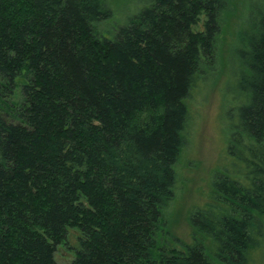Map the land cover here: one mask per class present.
Wrapping results in <instances>:
<instances>
[{
  "label": "trees",
  "instance_id": "1",
  "mask_svg": "<svg viewBox=\"0 0 264 264\" xmlns=\"http://www.w3.org/2000/svg\"><path fill=\"white\" fill-rule=\"evenodd\" d=\"M244 1L150 0L103 37V0H0V264H58L69 228L71 264H252L264 247V0L248 9L252 34L235 33L245 103L228 155L242 168L216 173L190 241L163 217L187 98Z\"/></svg>",
  "mask_w": 264,
  "mask_h": 264
},
{
  "label": "rangeland",
  "instance_id": "2",
  "mask_svg": "<svg viewBox=\"0 0 264 264\" xmlns=\"http://www.w3.org/2000/svg\"><path fill=\"white\" fill-rule=\"evenodd\" d=\"M257 1L245 0L238 6L239 18L230 28L225 27L219 36V50L212 68L209 66L210 70L201 75L187 98L185 143L174 165V196L163 212L171 232L183 240H189L190 215L209 200L211 182L217 176L216 173L220 170L234 174L239 164L242 168L241 163L228 155L229 137L238 122V108L245 103L236 80L242 67L238 54L242 49L235 33L252 34L248 9ZM103 2L110 9L111 17L98 23L95 31L99 36L112 37L119 27L146 7L150 0ZM204 19L201 15L194 30H203ZM79 235L78 229H68L64 241L55 252L58 264H71ZM253 257L252 264H264V247Z\"/></svg>",
  "mask_w": 264,
  "mask_h": 264
}]
</instances>
